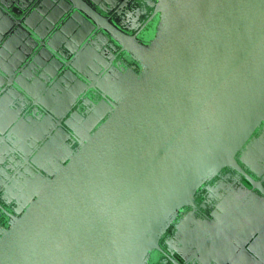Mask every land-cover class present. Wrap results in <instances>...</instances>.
I'll return each mask as SVG.
<instances>
[{
  "label": "water",
  "instance_id": "1",
  "mask_svg": "<svg viewBox=\"0 0 264 264\" xmlns=\"http://www.w3.org/2000/svg\"><path fill=\"white\" fill-rule=\"evenodd\" d=\"M69 1L86 31L70 59L46 51L70 76L45 110L60 119L39 150L53 162L6 207L0 264H264V188L246 173L264 175V0H154L148 44ZM96 36L117 46L110 62Z\"/></svg>",
  "mask_w": 264,
  "mask_h": 264
},
{
  "label": "flooded vegetation",
  "instance_id": "2",
  "mask_svg": "<svg viewBox=\"0 0 264 264\" xmlns=\"http://www.w3.org/2000/svg\"><path fill=\"white\" fill-rule=\"evenodd\" d=\"M74 1L76 8L80 2L85 1L96 12L102 14L104 11L111 18L112 24L126 35L131 36L140 31L139 40L143 44L149 43L158 24L154 0ZM14 8L16 9L13 10ZM4 9L14 19L34 12L41 15V20L24 26L21 22L6 23L0 17V226L7 224L4 220L9 216L6 207L11 213L17 212L14 201L19 198L28 180L38 173L42 174L43 169L53 162L42 160L39 150L51 134L53 127L50 125L60 119L47 116L45 110L60 104L53 99L61 101L67 97L69 87L65 84L70 76L65 71L58 70L56 63L51 64L46 51L51 47L56 51L57 57L65 53L70 59L74 51L68 49H74L73 45L78 39L76 33L86 31V27L82 25L83 20L72 10L69 0H65V3L62 0H0V11L6 12ZM35 31L40 36L39 39L30 36ZM92 39L100 58L96 57L97 63L103 61V58L110 62L119 51L114 41L108 37L96 36ZM67 43L69 45L63 47ZM2 46H8V50H3ZM13 58L17 61L15 65L10 63ZM95 61L90 62L92 72L97 70ZM77 66L83 68L82 64ZM7 73L10 74L9 79ZM10 81L12 83L9 84ZM81 96L82 94L74 100V105ZM42 120H46L48 132L38 140L39 133H36L35 127ZM258 164L264 171V162ZM246 173L264 188V175L256 177L253 173ZM231 174L235 176L236 182L241 183V186L237 184L236 190L240 188L248 193L250 186L242 181L243 177ZM253 192L260 196L257 191ZM162 249L166 250L165 247ZM174 257L179 264H184L180 258ZM160 258L159 264H171L165 256Z\"/></svg>",
  "mask_w": 264,
  "mask_h": 264
}]
</instances>
